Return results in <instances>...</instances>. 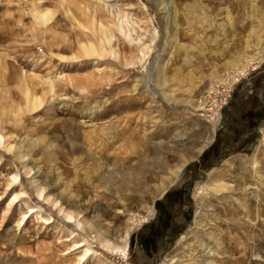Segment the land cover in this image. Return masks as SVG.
I'll return each instance as SVG.
<instances>
[{
    "label": "rangeland",
    "instance_id": "1",
    "mask_svg": "<svg viewBox=\"0 0 264 264\" xmlns=\"http://www.w3.org/2000/svg\"><path fill=\"white\" fill-rule=\"evenodd\" d=\"M0 134V264H154L188 194L157 264H264V0H0Z\"/></svg>",
    "mask_w": 264,
    "mask_h": 264
},
{
    "label": "flooded vegetation",
    "instance_id": "2",
    "mask_svg": "<svg viewBox=\"0 0 264 264\" xmlns=\"http://www.w3.org/2000/svg\"><path fill=\"white\" fill-rule=\"evenodd\" d=\"M252 117H254L252 118L254 122H248L247 128L241 127L242 131H254L257 128L261 117L256 114ZM188 197L189 194L181 197L169 195L168 199L163 198L155 205L152 217L142 225L136 234L135 240L140 244L141 249L139 254L144 255L154 264L158 263L166 249L172 245L171 242L190 221L191 212Z\"/></svg>",
    "mask_w": 264,
    "mask_h": 264
},
{
    "label": "bare ground",
    "instance_id": "3",
    "mask_svg": "<svg viewBox=\"0 0 264 264\" xmlns=\"http://www.w3.org/2000/svg\"><path fill=\"white\" fill-rule=\"evenodd\" d=\"M120 30H122V32H126V30L121 26L120 27ZM130 38H131V35L129 36ZM92 49H94V47H92ZM92 51V50H91ZM93 53V52H92ZM255 68V67H254ZM240 73V72H239ZM28 98V97H27ZM26 98V99H27ZM213 133H215V130L213 129ZM213 140H214V137H212V139H211V141H210V143L212 144V142H213ZM210 143H208V145H211ZM0 145L4 148V147H6V140H5V138L0 134ZM11 149H13V146H11ZM205 150H206V146L204 147V148H202V149H200L199 150V153L196 155V157L198 158V157H200L204 152H205ZM191 153V152H190ZM195 153V152H194ZM189 157V156H188ZM187 157V158H188ZM193 158H195V157H193ZM187 161V160H186ZM191 161V160H190ZM187 163V162H186ZM184 167V166H183ZM182 170V169H181ZM212 171H215V169H213ZM177 172V171H176ZM181 173V172H180ZM220 173V172H219ZM219 175V174H218ZM217 175V176H218ZM221 178V177H220ZM18 179H19V176L16 174V175H13V177H12V184H14L15 185V183H17V182H19L18 181ZM217 179V178H216ZM219 180V179H218ZM215 183H216V181H215ZM218 186V185H217ZM216 186V187H217ZM215 187V188H216ZM167 188H168V186H164L163 188H162V191L163 192H165L166 190H167ZM213 188V187H212ZM219 189H220V187H219ZM218 189V190H219ZM221 191H222V189H220ZM168 192V191H167ZM166 192V193H167ZM25 193L23 192L22 193V195H24ZM41 195H42V193L40 194V197H41ZM24 197V196H23ZM58 207V206H57ZM39 210V209H38ZM63 211V209H61V208H59V212H62ZM28 214H30V216L29 217H31V216H33V215H37V216H41V217H43V215H41L37 210H36V208H32L31 207V209H29V213ZM63 214H65V213H63ZM66 215V218L67 219H69L70 221H71V223H77V225H78V227H80L81 229H84V230H86V231H89V232H95V237L100 241V243L101 244H104V245H106V247H108V248H112L113 250H118L117 252L118 253H120L124 258H126L127 257V254H128V252H127V249L126 248H120V247H116V246H114V245H112L110 242H108V241H106V239H105V235H104V233H103V231L101 230V229H99V227H97L95 224H94V222H92V223H90V222H88V221H84V222H81L80 221V219L78 220L76 217H74L73 215H71V214H65ZM44 218V217H43ZM51 219H52V217L51 218H45V220L47 221V223H50V221H51ZM75 246L77 247V249H80V248H86V250H85V256L83 257V258H86V257H89L90 255H92L94 252H93V250L88 246V245H86V244H84V243H81V242H78V243H76L75 244Z\"/></svg>",
    "mask_w": 264,
    "mask_h": 264
},
{
    "label": "built area",
    "instance_id": "4",
    "mask_svg": "<svg viewBox=\"0 0 264 264\" xmlns=\"http://www.w3.org/2000/svg\"><path fill=\"white\" fill-rule=\"evenodd\" d=\"M227 100H228V99H227V98H225V100H224V103L221 105V107H220V109H219V110H220V113H221V109H222V107H223L224 105H226V104H227Z\"/></svg>",
    "mask_w": 264,
    "mask_h": 264
}]
</instances>
